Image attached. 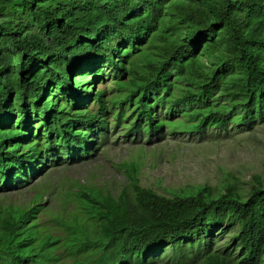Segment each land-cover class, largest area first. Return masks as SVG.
<instances>
[{"label": "trees", "instance_id": "trees-1", "mask_svg": "<svg viewBox=\"0 0 264 264\" xmlns=\"http://www.w3.org/2000/svg\"><path fill=\"white\" fill-rule=\"evenodd\" d=\"M159 106L197 131L264 122V0H0V193L97 153L112 111L161 134ZM137 169L117 196L72 184L52 225L41 191L1 204L0 264H264L259 178L168 196Z\"/></svg>", "mask_w": 264, "mask_h": 264}, {"label": "rangeland", "instance_id": "rangeland-1", "mask_svg": "<svg viewBox=\"0 0 264 264\" xmlns=\"http://www.w3.org/2000/svg\"><path fill=\"white\" fill-rule=\"evenodd\" d=\"M3 11L9 13L11 9L6 6ZM105 82L97 88L112 86L111 79ZM116 113L109 115L106 137L97 153L79 163L52 167L28 187L0 193V205H27L41 191L49 212L40 217L52 225L48 220L61 212L65 193L72 184L90 185L117 196L130 188L128 165L138 168L140 185L168 196L172 192H193L205 185L222 191L230 183L248 194L256 178L264 183V122L245 125L233 121L227 127L197 131L187 127L194 122L189 113L178 110L167 114L159 106L157 117L166 126L161 134L150 137L146 133L129 135L127 121L116 128ZM68 207L73 209L72 204ZM216 231L221 251L234 246L236 230L222 227Z\"/></svg>", "mask_w": 264, "mask_h": 264}]
</instances>
